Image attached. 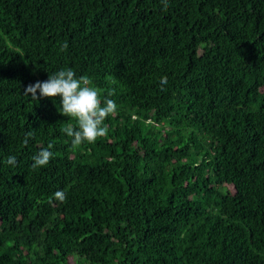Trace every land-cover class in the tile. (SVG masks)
Here are the masks:
<instances>
[{
	"label": "trees",
	"instance_id": "1",
	"mask_svg": "<svg viewBox=\"0 0 264 264\" xmlns=\"http://www.w3.org/2000/svg\"><path fill=\"white\" fill-rule=\"evenodd\" d=\"M167 3L0 0V264H264V0ZM66 68L117 105L76 150Z\"/></svg>",
	"mask_w": 264,
	"mask_h": 264
},
{
	"label": "clouds",
	"instance_id": "2",
	"mask_svg": "<svg viewBox=\"0 0 264 264\" xmlns=\"http://www.w3.org/2000/svg\"><path fill=\"white\" fill-rule=\"evenodd\" d=\"M165 10H167V0H162ZM68 48L65 42L61 51H66ZM167 77H162L161 85L167 84ZM92 80L88 76L76 77L75 72L71 68L61 69L58 72L50 75L46 81H37L35 84H29L24 95L29 96L34 100L39 98H60L61 107L60 113L76 122L75 126L69 124L62 128V131L71 137L72 149H78L82 144L95 143L99 138L106 137L108 127L105 124L106 119L114 115L117 111V105L114 100L105 98L103 103L100 98V92L92 87ZM112 93L110 92L109 95ZM32 135L29 132L24 140L25 145L28 143V138ZM48 148L42 149L33 157V169L43 168L48 165L53 157V153ZM15 156H8L6 163L10 166L16 164ZM56 200L63 202L66 195L63 191L54 193ZM51 203V200L49 201Z\"/></svg>",
	"mask_w": 264,
	"mask_h": 264
}]
</instances>
